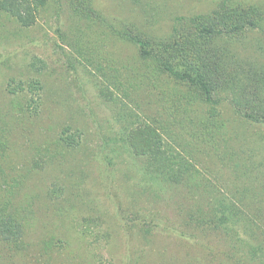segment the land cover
I'll return each mask as SVG.
<instances>
[{"label": "rangeland", "instance_id": "374dc122", "mask_svg": "<svg viewBox=\"0 0 264 264\" xmlns=\"http://www.w3.org/2000/svg\"><path fill=\"white\" fill-rule=\"evenodd\" d=\"M220 1L98 0L117 24L158 35L176 16L209 13ZM61 2L0 0V209L9 205L0 215V264H264V233L246 228L264 174L263 124L234 113L235 93L225 92V117L240 135L232 130L217 149L188 146L190 130L167 116L157 89L130 86L137 48L107 38L101 68L91 41L85 52L74 45L77 26ZM243 42V58L263 74L264 30ZM138 123L160 127L161 154L181 151L194 182L172 180L158 154L136 152L130 132ZM199 203L209 218L189 225Z\"/></svg>", "mask_w": 264, "mask_h": 264}, {"label": "trees", "instance_id": "16d2710c", "mask_svg": "<svg viewBox=\"0 0 264 264\" xmlns=\"http://www.w3.org/2000/svg\"><path fill=\"white\" fill-rule=\"evenodd\" d=\"M61 4L77 26L78 33L75 32L73 36L74 45L77 48L79 46V51L85 52L88 49L83 45L85 37L91 41L94 49L92 55L97 58L101 68L104 65L102 57H105L104 41L107 38L117 39L137 48L135 69L132 70L135 82L128 80L130 86L138 89L152 86L157 89L167 116L174 123L182 125L186 131L190 130L186 141L188 146L199 144L204 149L205 146L217 149L221 141L233 138L232 130L240 135V124L236 122L234 126L225 117L221 105L225 92L235 93L234 103L232 102L234 113L239 117L244 116L249 125L264 126V73L261 74L257 69L256 62L247 63L240 51L245 47L243 41L248 31L264 30V6L247 0H222L209 13L176 16L169 32L158 35L153 30L141 28L136 22L132 24L134 28L117 24L107 16L98 0H62ZM79 24H84V29ZM98 26L101 27L100 30ZM64 33L67 34V30ZM94 38L99 42L92 43ZM259 49L261 47H257L254 53ZM118 59L124 71L129 72L131 67L126 60ZM109 61L115 63L117 59L110 55ZM238 88L240 92H237ZM100 92L107 99H113V92L108 88L103 87ZM187 121L192 125H188ZM163 139L160 127L152 123H138L130 132V143L137 153L158 154L167 166L172 180L194 182L196 176L192 175L188 166H182L181 151L173 147V152L169 155L165 154L167 149L161 154L162 150L159 148ZM1 146L4 144L0 143ZM197 187L207 190L204 185ZM257 187L256 193L248 200V208L254 211L251 219L247 218L250 225L246 228L257 227L264 233V174ZM206 199L208 198L204 195V200ZM8 206L7 202L3 203L0 215L6 214ZM204 206L199 203L193 209L187 218L189 225L205 222L204 217H208L209 213H205ZM239 209L240 206L235 204L234 210H238L235 214ZM257 230L252 232L257 233ZM260 243L264 245V240ZM19 246L22 249L21 243Z\"/></svg>", "mask_w": 264, "mask_h": 264}]
</instances>
